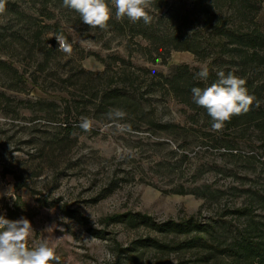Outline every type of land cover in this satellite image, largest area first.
I'll use <instances>...</instances> for the list:
<instances>
[{"label": "rangeland", "instance_id": "1", "mask_svg": "<svg viewBox=\"0 0 264 264\" xmlns=\"http://www.w3.org/2000/svg\"><path fill=\"white\" fill-rule=\"evenodd\" d=\"M148 12L153 21L160 14L150 5ZM127 20H116L112 7L108 28H91L62 7V0H7L0 14V59L16 66L25 83L22 92L5 90L10 79L0 72V91L10 97L0 103V215L27 218L33 230L26 247L46 240L62 264H100L106 250L116 257L114 264L228 263L223 250L238 233L249 223L264 225V205L244 192L258 189L264 195L261 163L233 159L230 149L212 148L181 130H158L127 116L110 119V112L97 109V91L115 85L124 71L134 72L147 117L191 133L218 134L208 123L194 121L193 111L170 94L146 93L151 74L137 69L168 74L177 65L201 69L209 61L184 50L156 57L147 40L129 33ZM256 20L264 26V0ZM56 34L72 44L70 56L56 40L49 43ZM40 45L51 47L43 72L36 71L44 60ZM114 56L125 63H113ZM49 101L56 104L54 112L43 110ZM85 117L92 121L90 132L78 126ZM65 119L69 130L62 127ZM254 136L248 129L225 141L244 156L259 154L252 148ZM202 186L221 193L206 200L189 192ZM128 213L156 223L192 219L209 233H163L111 220ZM147 239L166 246H143Z\"/></svg>", "mask_w": 264, "mask_h": 264}, {"label": "trees", "instance_id": "2", "mask_svg": "<svg viewBox=\"0 0 264 264\" xmlns=\"http://www.w3.org/2000/svg\"><path fill=\"white\" fill-rule=\"evenodd\" d=\"M262 1L150 0V6L160 13L155 15V21L151 20L149 24H145L142 20L136 23L130 20L125 22L131 35L140 36L147 40L152 53L156 57L165 59L171 50H184L191 52L199 60L209 61L207 80H200L196 77V73L200 71L199 68H190L186 64L175 66L168 74L137 67L143 74H151L146 93L162 90L170 94L178 102L193 111L194 121L196 122L201 120L211 126L212 121L207 110L193 102L192 87L210 86L217 80L216 73L218 71H224L225 74L232 72L246 80L248 92L259 101V107L254 104L246 114L233 116L217 135L204 129L198 134L187 132L184 127L155 122L147 117L146 111L143 109L144 96L137 88L139 75L134 74V72L124 71L119 82L115 85L102 88L99 92L96 90L97 109L108 113L114 109H121L130 120H145L150 126L158 130L170 133L178 130L184 131L189 136H193L194 140L202 144L207 143L212 148L225 147L230 149V156L233 159L242 158L251 164L260 162V172L264 174V26L262 27L256 20ZM42 27L44 28L45 25L38 26V29ZM54 41V37L49 39L50 44ZM37 48L42 50L44 60L38 64L36 71L43 72L49 66L51 47L40 45ZM35 55L36 51H32V57ZM110 59L115 64L116 61L125 63L123 58L117 56ZM105 64L109 68L110 63L106 61ZM0 72L10 79V83L4 85L5 90L15 92L24 90L23 74L19 72L16 66L0 59ZM34 80L37 82V78H34ZM5 90L0 91V103H9L10 97ZM45 104L46 107L43 110L54 112L52 107H56V104L53 101ZM70 126L71 123L65 119L62 127L69 130L72 128ZM204 126L206 125L204 124ZM248 129H251L255 134L254 141H252L255 145L252 148L261 150L259 154L244 156L225 141L228 138L227 135ZM56 142L60 143V139H57ZM260 157H263L261 161ZM262 189L264 190V187ZM189 192L206 200L217 198L221 193L218 189L210 190L206 186L193 187ZM244 192L264 205V195L260 193V190L248 188ZM244 211L245 209L236 210L238 213ZM111 220L125 222L131 226L142 223L163 233H187L198 230L209 233L205 225L203 226L202 223L195 222L192 219L184 222L156 223L146 215L128 213L117 215ZM252 221L250 220L251 223ZM254 224L249 223L243 231L238 233L233 243L229 245L230 247L223 250L229 258L228 263L225 264H264V225L259 227ZM141 242L143 246H166L154 239ZM60 264L62 263L60 262Z\"/></svg>", "mask_w": 264, "mask_h": 264}, {"label": "clouds", "instance_id": "3", "mask_svg": "<svg viewBox=\"0 0 264 264\" xmlns=\"http://www.w3.org/2000/svg\"><path fill=\"white\" fill-rule=\"evenodd\" d=\"M6 2L7 0H0V14L6 11ZM110 2L115 8L116 20L127 18L133 23L141 20L145 24L151 23L152 17L148 12L150 0ZM62 7L77 12L83 24L91 28L107 29L108 21L112 17V7L109 6L108 0H62ZM53 37L59 50L70 56L73 49L67 38L62 34ZM216 75L217 80L210 86L191 88L192 100L197 106L207 110L213 132L222 131L225 123L233 116L246 114L254 104L259 107L256 97L249 94L245 79L232 72L225 74L224 71H218ZM208 76L207 65L202 66L196 73L200 80H207ZM125 116L126 113L121 109H114L109 113L110 119H123ZM78 126L83 131L90 132L92 121L86 117L82 118ZM32 230L31 222L25 217L8 219L0 215V264H60L61 257L46 240L40 241L33 248L26 247V238ZM105 259L114 264L116 257L106 250L100 264H104Z\"/></svg>", "mask_w": 264, "mask_h": 264}]
</instances>
